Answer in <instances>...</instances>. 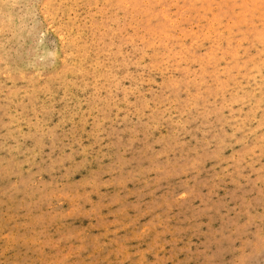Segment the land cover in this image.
<instances>
[{
	"label": "rangeland",
	"instance_id": "obj_1",
	"mask_svg": "<svg viewBox=\"0 0 264 264\" xmlns=\"http://www.w3.org/2000/svg\"><path fill=\"white\" fill-rule=\"evenodd\" d=\"M0 264H264V0H0Z\"/></svg>",
	"mask_w": 264,
	"mask_h": 264
}]
</instances>
